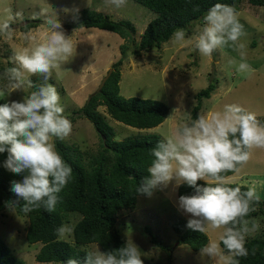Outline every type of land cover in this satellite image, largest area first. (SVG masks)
I'll list each match as a JSON object with an SVG mask.
<instances>
[{
    "label": "rangeland",
    "instance_id": "374dc122",
    "mask_svg": "<svg viewBox=\"0 0 264 264\" xmlns=\"http://www.w3.org/2000/svg\"><path fill=\"white\" fill-rule=\"evenodd\" d=\"M84 10L95 11L115 20L132 22L137 30L136 44L132 49H138L141 35L156 18L154 12L132 0H127L126 5L119 9L106 5L105 0H0V22L9 15L13 17L11 40L0 37V73L8 68L9 61L12 62V57L17 52L34 47L43 42L46 34H50L47 26L42 23L47 22L48 18L58 19L66 35L72 37V56L53 68L51 77L46 82L40 76H30L27 73L24 78L37 85L47 83L56 88L64 109L63 115L72 123L71 134L65 142L70 145L76 143L83 153L96 154L101 147L98 132L90 121L74 114L100 89L113 64L121 57L120 47L129 41L106 30L73 28ZM17 13L20 15L17 16ZM237 19L243 25L245 33L240 38V42L245 44L244 61H241L239 52L231 46L217 49L211 56L203 57L187 42V35L182 44H172L169 41L160 50L142 52L140 58L129 56L121 69V95L125 98L138 97L163 102L169 107V114L160 126L142 130L114 120L105 107H100V112L115 129V140L122 141L148 134L164 138L179 126L190 123L191 112L196 103L195 96L214 78L219 80L218 88L212 98L205 102L207 106L203 113L220 111L224 105L236 104L254 113L258 120H264V7L245 2L237 13ZM31 21L39 24L30 30L34 38L30 42L26 39L27 33L22 32L20 27ZM201 25L195 26L194 35L190 37L199 32ZM241 62H246L250 71L238 72L237 67ZM12 64L14 65L13 62ZM5 83L0 79V88ZM34 90L35 88H29L25 84L24 88L11 96H0V104L10 100H23ZM175 109L180 110L174 113ZM73 116L76 117L74 121ZM227 179V183L247 186H251L253 181H264V149H253L248 163L238 174ZM178 188L173 181L168 187L161 186L154 190L151 197H139L134 210L120 213L118 228L123 232L126 242L130 241L137 246L144 263L212 264L207 257L201 259L199 251L177 244L178 237L173 225L183 220L187 227L189 219L178 209ZM257 193L264 199V186L259 183ZM252 220L259 224V228L248 235L246 241L256 237L264 238V218L257 217ZM77 221L78 218L73 219L68 225L73 227ZM28 225V218L20 217L16 209L14 213L9 209L0 210V235L15 256L26 264H55L37 261L42 244L28 243ZM146 227L165 246L173 248L171 261L168 252L155 245L151 237L145 234ZM222 232L223 229L210 230L206 234L209 240L220 243ZM71 235L64 240L71 241ZM89 246L85 247L87 251ZM221 249L223 250L222 246Z\"/></svg>",
    "mask_w": 264,
    "mask_h": 264
},
{
    "label": "clouds",
    "instance_id": "9594fccd",
    "mask_svg": "<svg viewBox=\"0 0 264 264\" xmlns=\"http://www.w3.org/2000/svg\"><path fill=\"white\" fill-rule=\"evenodd\" d=\"M126 3L127 0H105L106 5L117 9ZM12 20L9 15L0 22V37L6 40L12 38ZM46 26L50 34L45 35L43 42L17 52L12 57L15 66L0 73V79L6 82L0 88V96H11L25 84L36 89L23 100L0 104V154L7 153L3 167L22 177L11 182V191L25 202L20 207L24 214L40 208L54 212L58 194L72 173L53 143L54 139L65 140L72 131L56 88L47 83L36 86L24 78L27 73L46 82L51 70L73 54L72 37L66 35L58 19L48 18ZM243 35V25L235 9L217 3L204 15L199 32L187 37V42L203 57L231 46L244 61L245 44L240 42ZM26 39L30 42L34 39L31 32L26 34ZM185 41L186 31L181 28L173 32L170 43ZM237 71L248 72L250 66L241 62ZM179 110L175 109L174 113ZM253 149H264V124L254 113L236 104L202 113L158 141L151 150L154 159L147 169L150 175L136 192L151 197L154 190L168 187L173 181L177 188L186 184L195 189V194L180 196L178 200V209L189 217L187 227L202 234L223 229L220 243L209 240L199 250V257H207L212 264H239L236 257L249 255L246 237L259 228L255 220L246 217L256 210L254 205L260 200L257 184L264 186V181H253L251 186L244 185L246 191H241V187L226 186L228 179L224 174H238L250 160ZM199 181H204L206 186L199 185ZM6 207L14 213L17 203L10 201ZM73 230L71 225L64 224L56 229V235L64 240ZM64 264H143V261L137 246L127 241L122 247L108 251L92 244L83 261L69 258Z\"/></svg>",
    "mask_w": 264,
    "mask_h": 264
},
{
    "label": "trees",
    "instance_id": "16d2710c",
    "mask_svg": "<svg viewBox=\"0 0 264 264\" xmlns=\"http://www.w3.org/2000/svg\"><path fill=\"white\" fill-rule=\"evenodd\" d=\"M156 14L141 35L138 49H132L136 44V27L130 21L112 19L110 16L84 10L77 19L73 28L106 30L121 36L129 41L123 44L120 59L113 64V72L105 85L95 92L74 116L90 121L101 138V147L96 154L83 153L76 143L70 145L65 140L54 139L56 151L62 156L65 163L71 167L72 173L66 187L58 194L59 202L52 213L44 208L24 214L21 206L25 203L11 191V182L21 180V176L9 173L3 163L7 153L0 154V210H7L6 204L10 201L17 203L16 211L20 217L28 218L27 241L30 245L42 244L36 259L40 263L64 264L69 258L83 261L87 252L85 247L97 244L101 250L118 249L126 240L123 232L118 228V218L123 211H132L137 207L141 195L136 192L138 186L149 177L147 171L154 159L152 149L163 139L156 134L141 135L115 140V129L99 108L105 107L108 115L114 120L137 129H154L160 126L169 114V107L163 102L138 97L125 98L121 95V69L129 56L141 57V53L153 49L160 50L171 40L177 29H185L187 36L194 35V28L202 24L204 15L215 4H225L240 12L245 2L252 6L264 7V0H132ZM38 22L31 21L20 27L24 33L38 27ZM11 27L13 25L10 24ZM14 67L11 61L9 66ZM219 80L214 78L211 83L197 93L196 103L191 112V121L204 112L205 102L212 98L218 88ZM34 85H37L33 82ZM36 90V89H35ZM72 117L74 121L76 117ZM258 120V119H257ZM264 124V120H258ZM227 178L234 173H225ZM199 185L206 186L204 181ZM229 187H247L239 184L227 183ZM195 189L184 184L178 188V197L193 195ZM255 211L246 217L252 220L264 218V199L254 205ZM78 221L73 226L72 240H60L56 229L69 224L73 219ZM178 239L177 244L187 245L198 252L208 244L207 234H202L185 226L183 220L173 225ZM145 234L151 237L152 242L167 251L170 261L172 247L165 246L153 234L149 227ZM223 248V245L221 243ZM248 249L247 257H236L239 264H264V238L256 237L245 242ZM253 249L255 254L253 255ZM226 253V251H225ZM0 264H26L20 260L0 235ZM143 264H148L144 263ZM171 264V263H168Z\"/></svg>",
    "mask_w": 264,
    "mask_h": 264
},
{
    "label": "water",
    "instance_id": "95a60500",
    "mask_svg": "<svg viewBox=\"0 0 264 264\" xmlns=\"http://www.w3.org/2000/svg\"><path fill=\"white\" fill-rule=\"evenodd\" d=\"M42 25H45L46 26V22L42 23ZM112 72H113V70L109 71L108 75L104 78V80L102 81V84L100 86V89L105 85L106 81L108 80V78L110 77V75L112 74Z\"/></svg>",
    "mask_w": 264,
    "mask_h": 264
}]
</instances>
